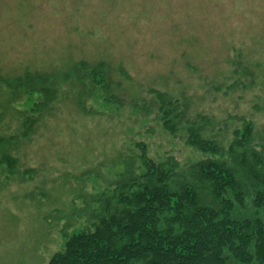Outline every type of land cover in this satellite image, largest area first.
<instances>
[{"label": "rangeland", "instance_id": "rangeland-1", "mask_svg": "<svg viewBox=\"0 0 264 264\" xmlns=\"http://www.w3.org/2000/svg\"><path fill=\"white\" fill-rule=\"evenodd\" d=\"M68 58L121 66L127 94L183 96L191 113L226 123L225 135L243 118L264 138V0H0V75L57 69ZM87 107L95 114L62 104L16 152L21 168L0 169V264H47L62 251L84 222L70 218L84 206L78 197L112 182L114 159L134 143L157 161L199 157L153 114Z\"/></svg>", "mask_w": 264, "mask_h": 264}, {"label": "trees", "instance_id": "trees-1", "mask_svg": "<svg viewBox=\"0 0 264 264\" xmlns=\"http://www.w3.org/2000/svg\"><path fill=\"white\" fill-rule=\"evenodd\" d=\"M63 62L0 75V124L9 123L0 132V169L21 168L16 152L62 104L94 115L89 100L153 114L199 157L157 161L143 142L133 144L134 152L121 151L112 163L120 168L114 180L100 193L78 197L84 206L70 218H82V228L47 264H264V138L253 122L237 119L240 127L229 137L226 123L191 113L183 96L155 89L127 94L130 78L121 66ZM24 99L29 107L15 109Z\"/></svg>", "mask_w": 264, "mask_h": 264}]
</instances>
